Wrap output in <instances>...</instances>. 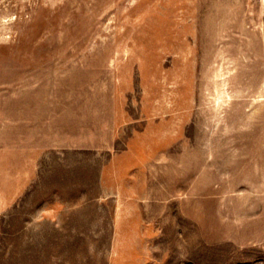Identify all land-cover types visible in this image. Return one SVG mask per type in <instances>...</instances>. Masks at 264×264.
Wrapping results in <instances>:
<instances>
[{"label":"rangeland","instance_id":"374dc122","mask_svg":"<svg viewBox=\"0 0 264 264\" xmlns=\"http://www.w3.org/2000/svg\"><path fill=\"white\" fill-rule=\"evenodd\" d=\"M0 264H264V0H0Z\"/></svg>","mask_w":264,"mask_h":264}]
</instances>
